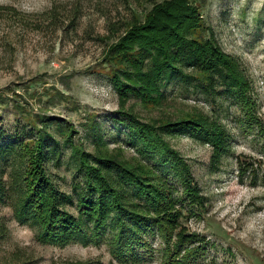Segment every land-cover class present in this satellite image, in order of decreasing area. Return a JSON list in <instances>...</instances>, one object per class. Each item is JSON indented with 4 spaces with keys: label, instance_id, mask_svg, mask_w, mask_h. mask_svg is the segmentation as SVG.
<instances>
[{
    "label": "rangeland",
    "instance_id": "rangeland-1",
    "mask_svg": "<svg viewBox=\"0 0 264 264\" xmlns=\"http://www.w3.org/2000/svg\"><path fill=\"white\" fill-rule=\"evenodd\" d=\"M162 1L0 0V94L9 104L0 106V126L9 134L21 130L23 118L8 101L16 93L25 114L61 117L77 132L75 144L94 155L88 119L95 115L108 152H120L127 162L153 169L151 175L163 183L174 209L179 210L171 244L178 231L192 237L176 256L179 264H264V0H190L201 15L205 40L237 64L244 81L242 93L232 94L218 80L202 87L194 71L185 69L162 89L159 107L143 106L132 98L124 107L152 124L199 114L222 133L225 152L217 156L214 146L203 139L164 137L187 167L199 204L191 203L182 181L167 166L156 163L155 155L140 157V144L118 114V96L109 68L102 62L107 46L131 24L132 16ZM112 28L117 29L114 34ZM55 92L63 94L65 101L46 103ZM71 154L69 147L62 146L61 155L52 156L44 167L56 188L72 196V203L64 206L77 216L76 193L83 178ZM10 160L0 164L6 187V197L0 201V264L166 261V244L157 226L143 235V243L134 251L136 260L120 261L112 254V229L95 243L39 242L35 227L15 219L21 196L14 175L24 163L18 154Z\"/></svg>",
    "mask_w": 264,
    "mask_h": 264
},
{
    "label": "trees",
    "instance_id": "trees-1",
    "mask_svg": "<svg viewBox=\"0 0 264 264\" xmlns=\"http://www.w3.org/2000/svg\"><path fill=\"white\" fill-rule=\"evenodd\" d=\"M116 30L110 29L112 34ZM204 34L201 15L190 0L153 2L149 11L132 16L131 24L107 46L102 58L118 96L121 109L118 114L127 123L134 141L140 144L138 154L142 158L155 155L156 163L167 166L179 177L192 204L200 203L193 179L164 137L187 135L203 139L214 146L217 156L225 152L222 133L199 114L152 124L142 122L133 116V110L127 111L124 107L131 98L143 106L159 107L162 89L185 69L194 71L193 77L202 87L218 80L219 84L230 87L232 94L242 93L244 81L237 64L205 40ZM13 94L8 101H12L16 115L22 116L23 125L14 134L0 126V164L11 163L13 154H18L24 163L14 175L15 187L21 196L14 210L15 219L35 227L39 242L58 246L69 242L95 243L107 229H112L115 231L112 254L120 261L129 257L138 259L134 253L136 247L143 243V235L157 226L166 244L164 264H179L176 256L192 237L178 231L171 244L180 212L174 209L175 203L169 199L163 183L151 175L153 169L127 162L120 152H108L96 128L95 115L88 119L96 152L91 155L75 144L73 135L77 132L71 123L58 116L25 114L24 105ZM53 100L64 102L65 98L55 92L46 103ZM8 105L5 96L0 94V106ZM62 146L71 149L83 178L76 193L77 216L64 206L72 203V196L56 188L44 167L52 156L61 155ZM0 173L2 201L6 187L1 170ZM129 197H134L135 202L129 201ZM187 253L190 256L192 249Z\"/></svg>",
    "mask_w": 264,
    "mask_h": 264
}]
</instances>
